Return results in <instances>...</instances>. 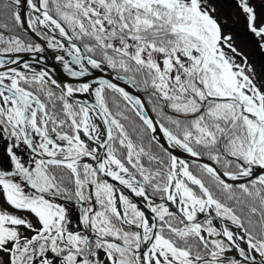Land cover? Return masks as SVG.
Instances as JSON below:
<instances>
[{
	"label": "snow or ice",
	"instance_id": "6c2138e0",
	"mask_svg": "<svg viewBox=\"0 0 264 264\" xmlns=\"http://www.w3.org/2000/svg\"><path fill=\"white\" fill-rule=\"evenodd\" d=\"M216 12L0 0V264H264V80Z\"/></svg>",
	"mask_w": 264,
	"mask_h": 264
},
{
	"label": "rangeland",
	"instance_id": "374dc122",
	"mask_svg": "<svg viewBox=\"0 0 264 264\" xmlns=\"http://www.w3.org/2000/svg\"><path fill=\"white\" fill-rule=\"evenodd\" d=\"M211 2L217 9L216 15L221 19L224 31L232 33L235 47L247 58V64L255 72L257 80H264V49L260 47L262 42L247 30L243 19L237 22V19L229 18L239 16L235 8L229 7L234 0H211ZM256 4L258 11L264 7L262 0H256ZM237 62H242L240 57H237Z\"/></svg>",
	"mask_w": 264,
	"mask_h": 264
},
{
	"label": "water",
	"instance_id": "95a60500",
	"mask_svg": "<svg viewBox=\"0 0 264 264\" xmlns=\"http://www.w3.org/2000/svg\"><path fill=\"white\" fill-rule=\"evenodd\" d=\"M44 56L47 57V63L49 66H55L56 69V76L65 82H71V78H68L66 74L63 73L61 66L56 63L53 59V57L56 55V53L52 50H46V52L43 54Z\"/></svg>",
	"mask_w": 264,
	"mask_h": 264
}]
</instances>
